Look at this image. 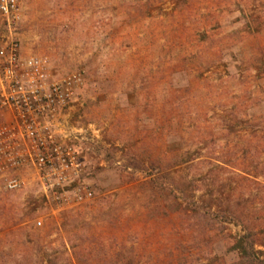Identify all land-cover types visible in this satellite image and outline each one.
Listing matches in <instances>:
<instances>
[{
    "label": "rangeland",
    "instance_id": "obj_1",
    "mask_svg": "<svg viewBox=\"0 0 264 264\" xmlns=\"http://www.w3.org/2000/svg\"><path fill=\"white\" fill-rule=\"evenodd\" d=\"M20 2L25 52L86 74L76 126L95 197L58 210L31 176L17 192L0 179V264L244 262L234 210L264 243V0ZM168 173L199 213L149 219L165 198L142 186Z\"/></svg>",
    "mask_w": 264,
    "mask_h": 264
},
{
    "label": "built area",
    "instance_id": "obj_2",
    "mask_svg": "<svg viewBox=\"0 0 264 264\" xmlns=\"http://www.w3.org/2000/svg\"><path fill=\"white\" fill-rule=\"evenodd\" d=\"M23 22L20 0H0V179L17 192L31 176L46 204L76 210L95 197L76 126L87 77L84 70L53 75L47 58L27 54Z\"/></svg>",
    "mask_w": 264,
    "mask_h": 264
},
{
    "label": "trees",
    "instance_id": "obj_3",
    "mask_svg": "<svg viewBox=\"0 0 264 264\" xmlns=\"http://www.w3.org/2000/svg\"><path fill=\"white\" fill-rule=\"evenodd\" d=\"M250 125L253 122L249 121ZM252 127L259 129V127H263L262 123L253 124ZM249 150L253 153L257 150L255 146L249 145ZM264 150V148H263ZM253 157H255L253 155ZM173 165V164H171ZM170 165V166H171ZM174 167V166H172ZM170 167V168H172ZM236 167V164L232 166ZM264 174V173H263ZM153 177V176H151ZM163 179H171V175L165 174L162 179L151 178L150 182L147 184H143V189L147 188L151 191V194L155 193V187H159L160 194L162 198H165L163 203H158L159 201L157 197H153L156 200L157 205L149 211L148 217L156 218V217H168L173 213H178L180 211H191L199 213L202 209L197 206L196 202H186L189 201L188 197L185 196L184 189L180 188V185L177 184V180L172 178L173 185L167 184V180ZM166 183V184H164ZM264 183V182H262ZM159 185V186H158ZM148 186V187H147ZM182 193V194H180ZM185 196V197H184ZM183 197V198H182ZM185 202V203H184ZM247 213L244 211L234 210L233 215H235V223L238 226H241L244 232V235L239 238L237 243L235 244V250L239 253V258L244 261L240 262V264H264V250H259L258 247L261 245L264 247V243L258 239V226L251 220L252 210L250 208L246 209ZM233 220V219H232Z\"/></svg>",
    "mask_w": 264,
    "mask_h": 264
}]
</instances>
